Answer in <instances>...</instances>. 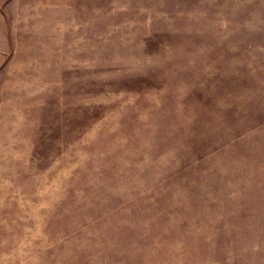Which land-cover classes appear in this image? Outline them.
Returning a JSON list of instances; mask_svg holds the SVG:
<instances>
[{
	"label": "rangeland",
	"instance_id": "obj_1",
	"mask_svg": "<svg viewBox=\"0 0 264 264\" xmlns=\"http://www.w3.org/2000/svg\"><path fill=\"white\" fill-rule=\"evenodd\" d=\"M0 264H264V0H0Z\"/></svg>",
	"mask_w": 264,
	"mask_h": 264
}]
</instances>
